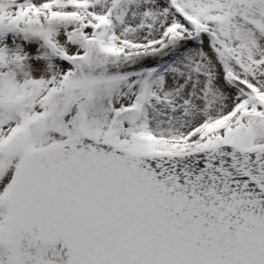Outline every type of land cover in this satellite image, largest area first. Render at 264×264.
<instances>
[{"label":"snow or ice","instance_id":"1","mask_svg":"<svg viewBox=\"0 0 264 264\" xmlns=\"http://www.w3.org/2000/svg\"><path fill=\"white\" fill-rule=\"evenodd\" d=\"M0 264H264V0H0Z\"/></svg>","mask_w":264,"mask_h":264}]
</instances>
